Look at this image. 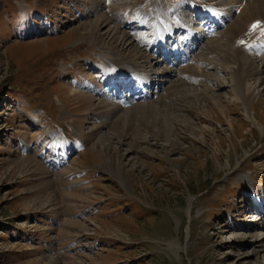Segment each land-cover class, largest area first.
<instances>
[{"label":"rangeland","instance_id":"1","mask_svg":"<svg viewBox=\"0 0 264 264\" xmlns=\"http://www.w3.org/2000/svg\"><path fill=\"white\" fill-rule=\"evenodd\" d=\"M185 1L202 2L0 0V264H264L247 202L264 197V59L245 51L249 105L233 82L264 13L238 12L204 43L202 78L193 62L160 83L145 49L153 9ZM188 13L201 29L206 17ZM116 56L159 71L164 89L102 96L99 69Z\"/></svg>","mask_w":264,"mask_h":264},{"label":"bare ground","instance_id":"2","mask_svg":"<svg viewBox=\"0 0 264 264\" xmlns=\"http://www.w3.org/2000/svg\"><path fill=\"white\" fill-rule=\"evenodd\" d=\"M220 1L223 2V4L216 3V2L213 3L212 0H203L201 3H199V4H201V6L195 7L193 4H192V6H190L195 11L196 10L207 11L208 12L207 15L211 16L209 19H211V20L213 19L212 21H213L214 25L213 26L207 25L203 29L199 30L198 34H194V33H196L195 29H191V27L186 26L185 24L181 25V23H182L180 21L181 15L183 16V18L189 17L185 13V9H184L188 5L189 2H182L179 6L175 7L174 9H172V8L171 9L170 8L162 9L161 7H157V6L155 7V9H153L154 10L153 12H155V14H156V20L154 23V30H153L154 33L152 36L153 40H154L153 41L154 44L153 43L151 44L150 49H153L154 47H156L158 45H162L164 47L166 44V42L164 40L165 36H167V35L170 36L174 28L179 27L180 29H183L185 32L188 33L187 39L186 38L184 39V43L187 46L188 50L186 52L181 51L182 56H181V60L178 62V65H171V66H174L173 68L168 67V65L161 68L162 69L161 76L158 73L160 76V82L170 83V82L175 81L177 79L176 76L180 75L179 70H181V72L183 73V70H185L184 67L186 65L191 64V63H192L191 65H193L194 64L193 62L197 63V66L199 67V69H198V72H192L191 74L195 75V76L198 74L196 77H201V76H199V73L200 74L206 73V69L209 66V64L205 59H198V58L195 59L194 57L200 52V49H201V47L204 46V43L208 39L215 37V36H213V34L214 33L216 34L218 31H220V29H222V28L230 29V27H228L227 24H228V22H230V20L232 19L234 14L236 15L238 12L240 13L239 14V16H241L240 22L242 23V21H244L246 19L248 20V15L250 16V18H253L255 15H259L260 13H264V0H245L244 5L237 3V0H220ZM233 4H235L237 8L233 7ZM235 23H237V22H235ZM235 23H231L232 27H233L231 30L234 34H236L235 36H233V38H235V37L238 38V36L240 34H242V37L245 36V30L246 29L237 26ZM253 23H254V20H252V19L247 22V24H249V26ZM241 30H242V32H241ZM261 30H262V32H260V33H262V34L256 35V37L253 39V41L251 42V44L249 45V47L247 49H246V47L245 48L242 47L241 53L238 56L239 59H236V61H235L236 69L233 72V79H234L233 82L235 84V87L238 90L242 91V93L240 92V94L244 98V100L246 101L247 105H249L251 103V99L253 97V94L250 92H246V93L244 92L245 74H243V72H245L247 75H249V74L254 73L257 70L249 67L250 65L247 63V60H249V59H246L244 57V55L247 54V52H245V51H248L251 54L257 53V57L259 58L258 61H261L260 58L264 59V26H262ZM239 31L241 33H238ZM249 32H251V31L246 32V36L249 34ZM218 35L219 34H217L216 37H218ZM191 37H192V40L189 41V39ZM175 42L176 43L174 45H171L170 48L167 45L164 47L165 54H167L169 51L176 53V50L180 47V43L183 42V40L181 42L176 40ZM197 44H198V46H197ZM201 44H203V45L199 47V45H201ZM169 45H170V43H169ZM154 53L157 54V52H154ZM118 57H121V56H118ZM109 58H112V56ZM114 58H117V56L113 57L112 60H107L108 58H105L106 60L103 63L104 67H102L104 69H99L103 72V74H105L107 76L105 79L112 80L113 77L115 78L117 75L119 82H123V81L127 82V80L125 78H123V76H122L123 73L124 72L126 73L127 71H129V72L133 71L137 77L144 79L147 87H151V89L154 90V94H158L159 91L163 89L162 86H155L154 83L151 82L150 79L153 78L154 75L157 74L156 72H153L152 69L143 71L139 67L137 68V66L133 62H129V61L124 60L126 58L123 59V57H121V60L120 59H114ZM241 59H244L245 61L242 62ZM146 60H147V63L150 64V60H151L150 56H147ZM172 64H174V63L172 62ZM245 65H248V67L245 68L246 67ZM170 69L176 70V72L172 73V71ZM96 70H98V69H96ZM92 74H94V73H92ZM195 76H193L192 79H194ZM173 77H176V78L172 79ZM188 79L189 78H187V81H188ZM124 84H127V83H124ZM168 87H170V86H167L166 90ZM169 89L170 88H168V90ZM136 97H139V96H136ZM50 136H52L54 144H59V143L61 145L66 144V142L63 143L61 141V139H60L59 135H57V133L52 132V134ZM189 203H190V201H189ZM254 212L257 216H261V214L264 213L262 208H257L256 211L254 210ZM168 244L172 248H173V245H177L176 242H174V241H169ZM175 248H177V246L174 247V249Z\"/></svg>","mask_w":264,"mask_h":264},{"label":"trees","instance_id":"3","mask_svg":"<svg viewBox=\"0 0 264 264\" xmlns=\"http://www.w3.org/2000/svg\"><path fill=\"white\" fill-rule=\"evenodd\" d=\"M14 7V6H13ZM40 12H41V10H40ZM25 18H27V17H25Z\"/></svg>","mask_w":264,"mask_h":264}]
</instances>
